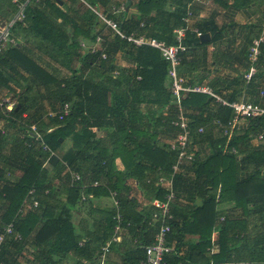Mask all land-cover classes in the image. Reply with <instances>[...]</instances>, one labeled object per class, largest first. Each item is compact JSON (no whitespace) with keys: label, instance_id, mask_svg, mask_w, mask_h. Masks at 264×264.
Here are the masks:
<instances>
[{"label":"trees","instance_id":"obj_1","mask_svg":"<svg viewBox=\"0 0 264 264\" xmlns=\"http://www.w3.org/2000/svg\"><path fill=\"white\" fill-rule=\"evenodd\" d=\"M168 1L138 0L134 3L128 1L127 5L136 7L137 15L126 21L118 22L120 28L125 33L145 32L150 37L165 40L167 44H174L173 29L181 24L186 0H171L174 6L171 11L167 9ZM51 7L55 9L58 16L65 18L64 13L53 5ZM91 8L95 7L88 8L84 5L80 8V11L86 15L87 22L79 23L71 34L57 27L36 6H29L26 12V18L30 21L29 30L33 32L34 36L39 37L41 42H46L56 48L58 54L61 52L67 56L69 62L74 56H77L83 71L90 68L91 73L87 76L83 75L80 69V71L73 69L69 78L57 81L20 53L17 46L4 51L40 77L46 87L47 97H52L58 103L53 107V110L56 106L66 102L71 105L70 113L63 120L59 121L55 117L53 123L56 124V127L53 130L46 133L48 124L41 125L42 138L47 145L56 150L62 141L72 134L84 144L82 149L68 159V164L83 174L87 187L82 190L77 185L72 186L66 198L67 204L63 205L59 213L55 214V207L42 200L46 196L49 198L54 196L53 194L57 190L48 179L46 167L41 166L40 157L42 154L37 150L39 161L37 163L29 162L24 175L14 187L16 193L6 215L0 218L4 223L14 220L15 227L22 235L23 240L32 231H35L32 243L35 247V257L32 264H60L65 255L69 253L77 258L76 264H93L100 246L111 237L115 224L114 210H100L103 218L102 220L97 218L92 220V227L85 233L86 238H80L76 234V227L71 220L70 212L79 203L87 208L91 207L90 214L93 210L91 199L108 195L109 190L118 192L124 219L123 229L131 234L130 238L136 244L134 248L120 253V264H144L145 251L143 247L153 241L159 224L158 220L153 219V214L157 209L151 205V201L154 198L163 200L166 192L163 185L155 186L154 183L159 175L168 176L171 173L172 165L177 158V151L169 150L168 146L162 148L157 145L161 128H163L162 131L177 128L171 124V120L176 118L177 112L169 90L167 61L163 59L157 49L149 46L135 47L115 35L116 38L112 42L113 47L123 49L125 54L137 65L133 69L122 70L119 75L113 76L114 67L111 65L109 56L101 58L102 52L108 55L106 50L101 49L96 53L79 51V41L77 40L79 35L94 38L91 33L94 21H89L90 18L93 16L96 24L100 22ZM171 18L173 19L172 24L170 23ZM140 23L143 25L140 26ZM195 37L196 34L190 33V30L186 32L183 39L186 51L181 54L180 62L192 47ZM261 51L264 53V43L261 45ZM258 62L264 63V60L260 58ZM95 72H98L96 73L98 79L91 75ZM137 76H140V79H137ZM189 80L193 82L191 79ZM214 102L211 97L202 93H187L181 100L184 108L199 107L202 111L207 112L206 117H203L202 112L190 116L185 113L189 118V128L194 140L198 136L206 134L205 128L200 135L196 134V130L197 127L203 126L202 124L208 119L213 117L210 120L211 124L214 119L227 121L232 116V110L221 104H218L217 112L212 114L207 111L208 105ZM143 103H145L144 106ZM166 106L172 107L173 114L169 118H164L162 114L156 113ZM15 108L16 106L13 107L12 114L19 115L21 109L15 110ZM151 108H154L153 112L145 110ZM13 124H16L15 121ZM103 127H110L112 130L106 138L108 141L103 137H97L91 131L92 128L102 129ZM259 133L263 135L262 142L258 143L251 153H246L238 160L256 162L257 167L250 175L239 176L236 157L232 154L222 153L225 137L216 140L212 151L204 162L200 163L195 159L190 163V167H186V170L194 172V177L189 181L179 173L173 175V185L176 189H199L207 194L201 198L200 205L191 209L186 216L190 219L184 222L178 221V211L172 209L173 219L170 221L171 230L167 234V241L176 247L177 252H180L184 232L198 234V247L201 248V253L206 251L210 243L214 212L218 202L232 201L245 212L248 211L247 206L252 201L251 197L264 202V175L258 167L264 164V116L249 119L247 127L238 134L235 133L230 139L229 147L236 148L238 152L240 151L239 153L243 154L246 152L250 137ZM29 137L33 138L32 133ZM32 148L35 152V147ZM116 158H120L123 170L112 172ZM131 175L136 176L139 181L140 185L136 188H131L126 183V177ZM95 180L99 181V185L91 186ZM147 181L150 182L146 184ZM143 185L148 186L147 189H149L145 195V202H142L138 197L139 190L143 189ZM31 188L37 190L38 198L41 201L40 206L26 213L23 218L15 219L21 202ZM218 189L220 190L217 194ZM45 190H48V193L41 196ZM82 193L91 194L92 198L82 200ZM262 228L264 231V220ZM8 240H11L10 243L14 244L15 249L20 246L21 242ZM8 240L3 245L0 264H12L7 261L4 254L5 244ZM224 240L225 238L220 236V241H222L220 242V254L213 257L219 261L227 260L229 255V246ZM81 241L82 243L79 244ZM116 244H111L106 259L107 255L117 246ZM190 250L192 251V249ZM191 257L189 253L186 256L178 253V255L167 256L166 260L168 264H178L179 262L187 264Z\"/></svg>","mask_w":264,"mask_h":264},{"label":"crops","instance_id":"obj_2","mask_svg":"<svg viewBox=\"0 0 264 264\" xmlns=\"http://www.w3.org/2000/svg\"><path fill=\"white\" fill-rule=\"evenodd\" d=\"M18 1L27 2L28 0ZM128 1L134 3L138 0H40L39 2L29 0L26 4L24 22L18 23L13 31L18 40L17 49L57 81L69 78L73 69L81 70L83 75L87 76L91 73L90 68L83 71L80 68V59L77 56H74L69 62L67 56H64L61 52L58 54L56 48L46 42H41L39 37L34 36L33 32L29 30L30 21L26 18L28 7L36 6L57 27L71 34L79 23L87 22L85 20L86 15L80 11V8L84 5L88 8L95 7L93 9L107 14H110L112 8L116 7L118 11L112 16L120 23L121 20L126 21L137 15L136 7L127 5ZM51 5L64 13L65 18L58 16ZM173 7L171 0H169L168 11H171ZM15 10L13 0H0V25L10 19ZM93 13L95 12L93 11ZM89 21H94L91 31L94 38L79 35L77 37L79 51L96 53L101 49L106 50L111 65L114 67L112 70L113 76L119 75L122 70L135 68L136 62L131 60L123 49L113 47L112 42L116 38L113 31L101 21L96 24L93 16ZM263 21L264 0H201V2L196 3L191 25L202 33L201 36L207 33L208 40H202L201 36L195 37L192 47L178 66L179 73L198 85L210 87L228 101L244 99L264 106V94L261 95V91H264V63H256L257 73L249 82H246L243 77L249 67L247 53L250 41L260 33ZM170 23H173L172 18ZM190 33L193 32L190 31ZM97 38H100V42H96ZM162 41L166 42L165 40ZM94 43L97 44L98 48L94 47L93 50H90ZM114 71H117L118 74L114 75ZM98 72L91 75L98 79L99 77L96 74ZM167 82L166 80V84ZM45 88L40 77L19 62L18 59L4 52L0 54V100H9L16 106L15 110L21 109L19 115H14L12 111L6 112L0 107V218L6 215V211L16 193L14 187L24 175L29 162L35 161L37 163L39 161L37 150L40 143L34 139L35 133L30 131L29 126L35 125L41 136V125L48 124L45 130L46 133L56 127V124L53 123L55 118L48 117L46 114L53 110L57 102L52 97H47ZM13 98H17V100H13ZM218 104L215 102L209 104L207 111L212 114L217 112ZM142 105L144 106L145 103ZM145 110L153 112L154 108ZM159 111H156V113L162 114L164 118H169L173 114L172 107L169 106L163 107ZM185 111L189 116L198 115L201 112L203 117L207 115V112L202 111L199 107H185ZM212 118L202 124L206 134L198 136L193 141L195 159L200 163L204 162L212 151L216 140L224 137L217 127L212 123L210 124ZM12 121H15L16 124H13ZM247 125L246 121L241 122L235 133L238 134V132L243 131ZM162 129L158 134L157 145L165 148L175 138L178 129L165 131H162ZM91 131L97 137H103L108 141L106 138L112 130L110 127H103L102 129L92 128ZM30 133H32L33 138L29 137ZM260 142L262 140L258 141L252 135L248 141L246 152L239 153L240 151L238 152V149L235 148L237 154L232 155L236 157L239 176H247L255 171L256 162L252 160L241 162L238 160L246 153H251L253 148ZM83 146L84 144L79 142L77 136L74 134L68 136L54 150L55 156L52 158L54 160L51 159L46 168L48 179L57 192H54V196H50V198L46 196L42 200L55 207V214L61 211L64 204H67L66 198L69 189L75 186L72 184L71 175L65 171L62 162L68 163V159L82 149ZM32 147H35V152ZM190 165V163L181 165L177 172L188 181L194 177L192 170H186V167H190ZM258 167L264 175V164ZM70 168L73 171L80 172L72 166ZM122 170L123 164L120 158H116L112 172ZM149 182L147 181L146 184ZM126 183L131 188L140 185L134 175L127 176ZM142 188L139 190L138 197L142 202H145V195L149 189L146 185H143ZM175 190L178 192L179 198L172 209L178 211V221L184 222L190 219L186 216L191 209H194L196 205H200L201 198L207 196V194L199 189L175 188ZM251 199L252 201L247 206V212L241 207H237L232 201L218 202L214 212L210 243L204 253H201L202 250L198 247V234L183 233L180 253L182 256H186L188 253L192 256L187 264H264V231L262 228L264 202L254 197H251ZM91 202L93 210L90 214L91 207L87 208V206L79 203L70 212L71 220L76 227V234L80 238H86L85 233L92 227L91 224L94 218L102 220L103 216L100 210L113 211L109 194L94 197ZM221 217H224V221L220 220ZM34 235L35 231H32L24 240L19 241L21 243L17 247L18 249H15L14 244L10 243L11 240H8L5 244L7 248L4 249L7 261L12 264H32L35 257V247L32 245ZM130 236L131 234L127 233L126 230L123 231L120 242L107 255L105 264H120V253L130 250L136 245ZM213 236L214 240H212ZM220 236L225 238L229 246L228 259L223 261L213 258L220 254V242H222ZM76 263L77 258L69 253L65 255L60 264Z\"/></svg>","mask_w":264,"mask_h":264},{"label":"built area","instance_id":"obj_3","mask_svg":"<svg viewBox=\"0 0 264 264\" xmlns=\"http://www.w3.org/2000/svg\"><path fill=\"white\" fill-rule=\"evenodd\" d=\"M16 10L14 15L8 19L5 23L0 25V54L6 49L14 47L18 44V40L14 35V28L18 23H23L25 19V10L27 2H21L18 0H13ZM39 2L40 0H34ZM201 2V0H186V6L184 14L181 17V24L173 29V34L175 37L174 44H167L166 42L159 40L154 37H150L143 33L132 31L125 33L118 23V21L112 16L118 11V8L113 7L110 14L98 12L96 9L93 11L96 13L98 18L107 25L120 39L126 40L135 47L149 46L157 49L164 60L168 63L167 75L169 79V90L172 96V102L176 107V118L171 120V124L178 128V133L175 138L168 145V149L171 151H177L176 162L172 165L171 173L168 176L159 175L155 180L154 185L165 187L164 199L154 198L151 201V205L157 210L153 214V219L159 221L156 232L153 237V241L145 245V260L144 264H168L166 257L171 254H181L177 252L176 247L172 243H168L167 234L171 230L170 221L173 219L172 208L176 205L178 201V192L175 190L173 185V175L178 172L179 167L185 163H192L195 160V153L193 150L194 137L192 131L189 128V118L186 117L185 108L181 104V100L187 93H202L206 94L213 99L216 103L226 106L232 110V116L227 121H222L220 119L212 120V124L219 129L221 134L225 137V144L222 148L223 154H237V151L233 147H229V141L235 133L238 125L253 117L264 116V106L260 103L250 102L244 99H239L236 101H228L215 93L210 87L198 85L191 82L185 76L181 75L178 71V66L180 63V56L186 51V45L183 43V39L186 36L188 30L196 34V36H201V32L197 28H193L191 25V20L194 15V5ZM143 24L141 23L140 26ZM100 41V38H97ZM264 43V21L261 25L260 33L254 36L249 44L247 60L249 62V67L247 72L243 75L246 82H249L252 77L257 73L256 63L261 58L264 60V53L261 51V45ZM105 52L101 53V58H106ZM118 72L114 71V75ZM140 79V76H137ZM264 91H261V95ZM0 107L6 112H11L14 103L3 99L0 100ZM71 111V105L66 102L56 106V108L46 115L48 117H56L59 121L63 120ZM29 129L31 132L35 133L34 139L39 141L38 151L42 154L40 157L41 166L46 167L49 165L51 158L55 156V151L50 148L47 143L43 140L41 134L37 132L35 125H30ZM204 132V127H197L196 134L200 135ZM258 141L263 140V135L261 133L255 135ZM62 165L66 172L71 175L72 184L77 185L80 189H85L87 187L86 180L82 173L73 171L70 165L63 161ZM99 185V181L95 180L92 182L91 186ZM48 193V190L43 191L41 196ZM109 196L111 197V204L114 210L113 219L115 224L112 229V234L110 239L103 245L100 246L99 251L96 255L95 262L93 264H105L106 254L110 251V246L112 243H118L121 240L123 229V215L121 213L120 201L118 197V192L115 190H109ZM92 198L91 194H81L82 200H87ZM40 198H38L37 190L31 188L27 195L21 202L15 219H21L29 211L35 210L40 206ZM224 217L220 220L223 221ZM12 239L15 241H21L22 235L15 227V222L4 223L0 220V255L3 251V245L6 240ZM214 236L212 240H214ZM79 242V244H81ZM178 264H181L180 262Z\"/></svg>","mask_w":264,"mask_h":264},{"label":"rangeland","instance_id":"obj_4","mask_svg":"<svg viewBox=\"0 0 264 264\" xmlns=\"http://www.w3.org/2000/svg\"><path fill=\"white\" fill-rule=\"evenodd\" d=\"M100 21H101V20H100ZM101 22H102V21H101ZM96 42H100V41H98V40L96 39ZM94 47H95V48H98L96 43H94V44L91 46L90 50H93ZM13 100H17V98H16V99L13 98Z\"/></svg>","mask_w":264,"mask_h":264},{"label":"water","instance_id":"obj_5","mask_svg":"<svg viewBox=\"0 0 264 264\" xmlns=\"http://www.w3.org/2000/svg\"><path fill=\"white\" fill-rule=\"evenodd\" d=\"M202 40H208V34L207 33H205V34H203L201 37H200Z\"/></svg>","mask_w":264,"mask_h":264}]
</instances>
